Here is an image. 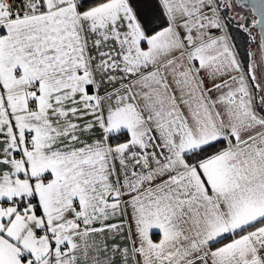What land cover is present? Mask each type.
<instances>
[{
  "label": "snow or ice",
  "instance_id": "1",
  "mask_svg": "<svg viewBox=\"0 0 264 264\" xmlns=\"http://www.w3.org/2000/svg\"><path fill=\"white\" fill-rule=\"evenodd\" d=\"M0 264H264V0H0Z\"/></svg>",
  "mask_w": 264,
  "mask_h": 264
}]
</instances>
